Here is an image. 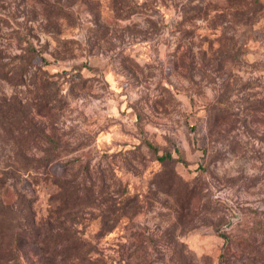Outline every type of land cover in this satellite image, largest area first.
<instances>
[{
	"label": "rangeland",
	"instance_id": "1",
	"mask_svg": "<svg viewBox=\"0 0 264 264\" xmlns=\"http://www.w3.org/2000/svg\"><path fill=\"white\" fill-rule=\"evenodd\" d=\"M0 64V264H264V0H0Z\"/></svg>",
	"mask_w": 264,
	"mask_h": 264
},
{
	"label": "trees",
	"instance_id": "2",
	"mask_svg": "<svg viewBox=\"0 0 264 264\" xmlns=\"http://www.w3.org/2000/svg\"><path fill=\"white\" fill-rule=\"evenodd\" d=\"M26 48H27V51L29 53H31V54H29V55L24 54V55L21 56V58L25 57V60L27 61V62H23L21 64V66H20L21 67V69H20L21 73H25V72H27L28 70L31 69L30 65L32 64V59L34 58L35 55H37V52L39 51L38 49H36V46L33 45V42H30V44L27 45ZM17 66H18V64H17ZM3 68H4V66L2 64H0V69H3ZM146 141H147L149 147L155 153H158V151H159L158 146L155 145L150 140H146ZM57 157H59V156L55 154L54 156H49L45 160H43V161L41 160V161L44 162L45 164H48L49 161L54 160ZM157 157L159 159H161V160H173L174 159V156H173L171 151H165L162 154H157ZM16 160L18 161V163H20L21 166L27 167V164L25 163V161L23 159L17 158ZM9 165H10L9 163L6 164V166H9ZM5 172H8V171H5ZM5 181L6 180L4 179L3 183H5ZM54 185H55L54 190L56 191V192H54V195L55 194L58 195L60 197V201L61 202L65 203L70 198L73 199V200H78V198H81V197L84 198V200H87V201L96 200V198L94 196V192H93L94 189L88 188V190H86L82 194V193H80L79 187L77 186V184L76 183L74 184L73 182H71L68 179H55V184ZM69 188H74V191L69 192L68 191ZM20 196H21V198L18 199V204H21L23 202V200L27 201L26 197L23 194L20 193ZM58 207H60V205H58ZM12 211H14V209L10 206V204L6 203L2 198H0V221L5 217V215H8ZM30 213H31V211L29 210V212L25 214L27 219H28V217H31L32 214H30ZM27 219H24L25 220V224H28L30 226V228H31V224H32L33 220H27ZM29 240L32 241V238H30Z\"/></svg>",
	"mask_w": 264,
	"mask_h": 264
}]
</instances>
